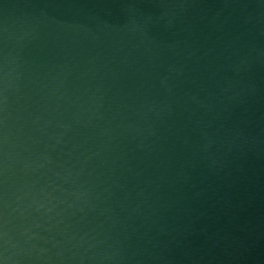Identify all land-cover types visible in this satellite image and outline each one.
<instances>
[{
    "label": "water",
    "instance_id": "water-1",
    "mask_svg": "<svg viewBox=\"0 0 264 264\" xmlns=\"http://www.w3.org/2000/svg\"><path fill=\"white\" fill-rule=\"evenodd\" d=\"M262 6L264 0H0V169Z\"/></svg>",
    "mask_w": 264,
    "mask_h": 264
}]
</instances>
